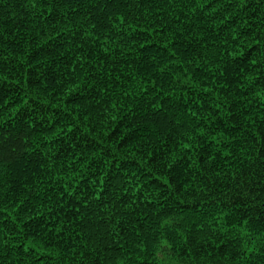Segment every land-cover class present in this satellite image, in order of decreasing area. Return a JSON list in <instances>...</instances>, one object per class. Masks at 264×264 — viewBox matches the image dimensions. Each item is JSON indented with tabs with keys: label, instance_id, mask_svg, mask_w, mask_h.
Segmentation results:
<instances>
[{
	"label": "trees",
	"instance_id": "obj_1",
	"mask_svg": "<svg viewBox=\"0 0 264 264\" xmlns=\"http://www.w3.org/2000/svg\"><path fill=\"white\" fill-rule=\"evenodd\" d=\"M0 264H264V0H0Z\"/></svg>",
	"mask_w": 264,
	"mask_h": 264
}]
</instances>
